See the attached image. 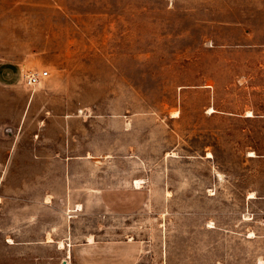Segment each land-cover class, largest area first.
<instances>
[{"label":"rangeland","instance_id":"374dc122","mask_svg":"<svg viewBox=\"0 0 264 264\" xmlns=\"http://www.w3.org/2000/svg\"><path fill=\"white\" fill-rule=\"evenodd\" d=\"M0 264H264V0H0Z\"/></svg>","mask_w":264,"mask_h":264},{"label":"built area","instance_id":"2783aa9c","mask_svg":"<svg viewBox=\"0 0 264 264\" xmlns=\"http://www.w3.org/2000/svg\"><path fill=\"white\" fill-rule=\"evenodd\" d=\"M49 76V71L45 70H31L22 71V80L24 84L29 88H35L40 85L43 80Z\"/></svg>","mask_w":264,"mask_h":264},{"label":"bare ground","instance_id":"6f19581e","mask_svg":"<svg viewBox=\"0 0 264 264\" xmlns=\"http://www.w3.org/2000/svg\"><path fill=\"white\" fill-rule=\"evenodd\" d=\"M213 111V110H212ZM247 116H252V113L251 112H248L247 113ZM250 155L251 156H255L256 154L254 153V152H251L250 153ZM210 156H212L210 153L208 154V157H210ZM139 181V180H138ZM138 181H136V185H139L140 183L138 182ZM50 239V238H49ZM48 239V240H49ZM92 239V238H91ZM51 240V239H50ZM64 246V244H63V242H60V247H63ZM69 254H70V251H69Z\"/></svg>","mask_w":264,"mask_h":264}]
</instances>
